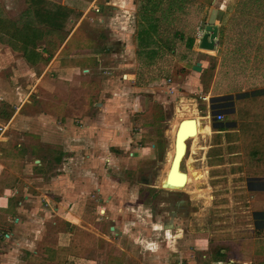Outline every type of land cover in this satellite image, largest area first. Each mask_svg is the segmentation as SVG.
<instances>
[{
    "label": "crops",
    "instance_id": "crops-1",
    "mask_svg": "<svg viewBox=\"0 0 264 264\" xmlns=\"http://www.w3.org/2000/svg\"><path fill=\"white\" fill-rule=\"evenodd\" d=\"M68 1L34 0L27 4V23L18 29L21 32L27 29L44 31L50 36L60 35L64 26L68 28L73 24L69 37L84 23L96 32L105 23L104 19L96 18L93 20L96 24H88L89 7L76 24L72 19L68 24L63 20L61 25L58 20V25H54V19H45L49 12H57ZM130 7L119 8L118 15L121 14V18L126 13L133 15L132 2ZM100 15L94 13L96 17ZM237 16L239 24L225 29L217 26L215 46L211 51L199 48L204 28L194 37L190 50L195 61H188V66L183 64L185 80L172 85L176 91L172 95L165 91L155 92V100L164 103L162 109L170 101H175L176 105L182 102L180 108L187 110L178 109L177 117L184 120L187 115V120H194L193 124H187L189 141L182 138L176 146L171 142L166 151L173 145L177 162L182 163L185 171V161L189 160L187 181L179 185L186 187L192 199H204L205 204L212 199L208 192L217 194L216 207L243 208L248 202L252 204L250 207L257 209L252 212L254 215L264 213V189L250 190L247 185L248 179H264V27L244 24L239 11L235 21ZM121 21L123 23V19ZM97 23L101 26L95 27ZM122 30L117 31L120 33L115 45L126 52L127 58L111 59L114 64H124L129 70L142 58L151 64L144 56L138 58L133 41L120 40L125 36ZM38 38L27 45L32 53L26 57L17 51L20 43L3 45L5 43L0 41V66L6 63L12 72L24 66L26 74L23 77L27 80L24 86H13L10 81L19 82L17 74L0 73V106H4L0 108V124L6 126L0 144L5 149L11 145L7 150L16 145L14 154L3 160L0 150V264H126V259L134 264V260H139L133 255L135 245L145 250L147 244L152 245L149 251L154 252L142 256L145 264H164L160 259L165 255L168 264H182L190 257L188 255L194 254L181 251L183 246H194L195 252L203 250L196 245L211 235L219 237L218 244L224 246L216 252V261L213 259L210 264H264V228L257 227L256 222L253 228L249 225L248 232H241V228L235 231L238 227L234 226L230 233L221 229L212 234L202 227L205 225L195 226L188 216H180L178 211H171L166 217L160 215L153 223L151 218L142 217L137 204L129 210L126 188L118 177L120 167L109 151L104 156L98 152L107 144L117 147L126 141V111L119 110L123 112L114 126L108 125L106 120L111 116L108 101L101 111L105 118L103 123L101 117L96 122H85L82 117L89 112L91 95L98 91L96 86L91 89L90 84L104 78L99 75L98 63L102 64L101 58L109 59L106 58L109 54L103 55L107 45L98 40V34L90 37V31L84 32L80 37L82 41L57 60L66 41L51 47L46 37ZM197 61L201 67L199 72L191 70ZM129 70L124 75L127 90L123 100H127L133 113L145 117L146 97L135 95L132 96L134 101L130 100L131 92L142 89L135 84V72ZM225 97H230L226 104L229 108L224 107V102H215ZM6 110L7 116L2 114ZM217 115H222V121L216 120ZM227 115L231 117L229 120H226ZM183 143L187 148L182 155ZM21 145L22 148L17 149ZM159 146L151 143L132 149L130 156L136 157L141 152L155 156ZM100 156L106 161V168H97ZM13 158H16L14 162ZM247 194H252V198ZM101 214H106L110 220L104 221ZM158 222L166 231L165 236L158 232ZM166 222L168 227H164ZM130 230L134 232L126 234ZM152 235H160L162 239L147 240ZM169 239L172 252L168 256L161 253ZM121 246H124L122 252ZM193 263L194 260L188 262Z\"/></svg>",
    "mask_w": 264,
    "mask_h": 264
},
{
    "label": "rangeland",
    "instance_id": "rangeland-1",
    "mask_svg": "<svg viewBox=\"0 0 264 264\" xmlns=\"http://www.w3.org/2000/svg\"><path fill=\"white\" fill-rule=\"evenodd\" d=\"M33 1L29 2L28 0H0V41H2V43H5L3 45L13 42V45H19V36L23 33V31L21 32L18 28L21 25L25 26V19L27 18V4ZM92 1H95V4L99 7V13L101 15L96 17L94 16V12L91 11L87 15L88 20L86 22H88V24L94 25L96 23H94L93 20H95L96 18L100 19L101 21L102 19H104L105 21L102 27H100V29H97V32L96 30L92 29L91 25L87 28V23H84L83 26L79 28V30H76L68 37L69 31L71 27H73V24H71L70 26H68V28L64 26L62 28L64 30H62V33L60 35L59 33H53L49 36L48 32L44 31H41L39 33L36 31L35 33H30L28 35L29 39L27 45L29 43H35L38 36L41 38L46 37V39H48L47 42L50 43L51 47L57 45L58 43L61 44L63 41H66L64 43V47L60 51L61 53H59L60 55L56 58L57 60L65 57V55L71 52V50L78 42L82 41L83 38L80 39V37L84 32L87 33L88 31H90V37L91 34L93 37L98 34V40H103L102 43L107 45V50L103 53V55L105 56L109 54L108 57H106L109 59L105 60L104 58H101L100 61L102 62V64L98 63L99 75H103L104 78L97 80V83L94 85L90 84L91 89L96 86L98 93H93H97V96L93 97L94 94L91 95L92 98L90 100V107L88 110L89 112L87 111L88 114H79L84 117L83 120L85 122H96L100 117L103 118L102 116L104 115L101 111L104 109V104L108 101L111 116H107L106 120L108 122V125L114 126V122L119 120V117L123 112L119 110L126 111V141H124L122 146L110 147V144H107L106 146L102 147V150L98 149V152H101L103 154H101V156H104V154L109 151L112 154L111 158H113L120 167L118 177L122 178V183L126 188V207L130 210L132 207H134L133 205L137 204L139 206V209L141 210V213L143 214L142 217H145L146 219L151 218V222L153 223H156L158 221V219H154L156 217H160V215L166 217V215H170L171 211H178L180 213V216H188L190 223H194L195 226L201 227L202 225H205L202 227L207 228L208 230H206V232L208 233L210 232L213 234L214 231L221 229L228 230L227 232L230 233L229 230H234V226L238 227V230L235 231H240L239 228H241V232H248L250 230V226L251 228H253L252 225L255 222L252 212L257 210L256 208H253L254 206L250 207L252 204L248 205L249 203L246 202L245 207L243 208L225 209L222 207H216L215 205H218L217 203H219L217 194L208 192L209 195L212 196V199L208 204H205L204 199H192L191 196L187 193L186 187L183 185H179L181 183L184 184L187 181V168L189 165V160L185 161L186 171L184 170V167H182V173H184L185 176L179 177L178 171L181 169L180 167L178 169L176 168L178 164V157L176 156L174 167L170 173L168 181L166 180V176L170 170V166L175 155L174 151L176 150L172 145L171 149H169V151L166 153L169 147L168 145L171 144V142L172 144L174 143L175 146L177 145V143L175 144V136L179 124L182 121H186L188 119V116L184 115V120H180L175 113L176 111H178V109L187 110L186 107L180 108L182 106V102L176 105L175 101H170V103H167L165 108H160L164 103H160L159 101L155 100V92L157 94V92L160 93L161 91H165L169 95H172L176 92L173 90L172 85H175V83H179L178 81L185 80V71L184 69H182V66H188V61L191 62L195 59V57L191 55V50L186 46L187 38H194L200 31H202L204 26L207 24L210 13L213 9L217 10L218 12L215 25L220 26L224 29L227 27L230 28V26H232L231 24L240 23L238 21V16L236 18V21L234 18L237 14V11H239L240 15H242L244 24L250 25L253 28H256L258 26L264 27V0H193L195 3H190L189 7L185 8L181 12H176L177 16H174V18L163 17L160 21L156 18H154V20H150L153 17H143L142 9L144 0H69L66 3V6L58 9L57 12H49V16H45V19H54L52 20L54 25L57 24L58 20L60 21L59 24L63 20L68 24V20L72 19L74 20L73 23L76 24L80 17H82L85 9L89 7L91 3H93ZM130 2H132L134 6L133 15L126 13L125 17L121 18V14L118 15V12L121 13V9L119 8L125 10L123 9V7L126 6V9H128L127 6L130 7ZM38 3L39 2H36V4ZM55 6L56 5H54V7ZM50 14L55 15L53 16ZM3 16L9 19L5 21ZM109 19H111V22ZM122 19L123 23L121 21ZM41 21L44 23L49 22L48 20L44 19H41ZM167 21H173L175 25L170 26V24L166 23ZM98 26H101V24L97 23L95 27ZM118 28H123L124 30H122V33H125L124 38L120 37L122 38L120 40H126V43L133 41V44H135L136 46L138 58L144 56L147 61H151V64L145 63L144 58H142V60L140 59V63H138L134 68L131 67L130 70L129 67H126L124 64L121 66L118 64H114L115 62H113L111 59H114L116 57L127 58L126 52L115 45L117 44L116 36H118V34L120 33L117 32L119 30ZM175 28L179 29L180 31L185 30L187 32L184 35L185 38L183 39V41L177 42L174 51H172L171 53L168 50H164V48L162 47V42L159 49V41L157 38L159 37L158 33L164 38L165 36H168L167 33L169 32H172V34L174 35L173 32H175ZM16 30L20 32L16 33ZM29 31L30 30L27 29L26 31H24V33L27 32L26 34H28ZM30 53H32V50H29V54ZM127 70L135 72V84L140 89H142L131 92V97L135 95L146 97L147 106L145 109V115H143L145 117H142L141 114L133 113L130 110L131 107L126 104L127 100L126 102L123 100V98H126V95L124 94H126L127 90V85L125 84V82H127V78H125L124 75L126 74ZM0 73H8V76H14L16 73V78H18L19 82H16L17 80L10 81L12 82L13 86H15L16 84L24 86L27 83L26 77H23L26 74V69L24 66H20V71L16 72V70L14 69V71L12 72L11 68H9V66L4 63L2 67L0 66ZM130 100L131 102H133L134 97H132ZM168 100H170V98H168ZM37 102L38 100H36L34 104H37ZM88 102L89 100L84 104V106H86ZM73 103H75L74 98ZM2 104H5L3 100ZM78 106H80L79 108H81L82 104ZM2 107L4 106H0V108ZM32 107L34 108L35 106ZM28 110L31 109L29 108ZM10 112L13 113L12 108ZM6 113L7 110L2 112L3 115L5 114V116H7ZM79 118L80 117H78V120ZM230 118V115L226 116V120H229ZM104 121L105 118L101 120V123H103ZM13 135L14 134H12V137L14 138L15 135ZM188 135V125L187 123H183L178 133L177 142L182 138L188 142ZM107 143H110V141H107ZM151 143L160 145L157 155H143L145 152H141L139 154L137 153L136 157L130 156V152L132 151V149H139V147L145 146L147 144L149 145ZM10 146L11 145H8L7 149H9ZM15 147L13 146L12 149L7 150L0 144V150L4 155L2 157V160L12 156L16 151ZM20 147L22 148V145L17 147V149ZM35 148L38 149V146H36ZM101 156L99 158V165L97 167L99 169L106 168V161H103ZM14 160H16V158L11 159L12 162H14ZM179 165L181 166V164ZM247 195L250 199L252 198V194ZM214 198L215 201H212L214 200ZM211 202H213V205H211ZM107 217L108 216L106 214H101V218L104 221L110 220ZM225 221L227 223H225ZM159 223L160 222H158L157 224L159 230L158 232H161V234L163 233V236H165L166 231H163L161 229L163 226H161ZM210 223H212L213 225H211ZM235 223L237 224L235 225ZM129 224L130 223H126V225ZM168 225L169 223L166 222L164 227H168ZM147 227L150 228V226ZM131 232L134 231H127L126 234ZM158 236L159 239L157 238ZM218 238L219 237L217 236L215 237L211 235L209 238L198 242L199 244H197L196 247L203 248V250L197 252L192 249L194 246L184 245L183 250L181 251L186 253L193 252L194 254L188 255L190 257H186L185 262L183 261L182 264H188V262H191L193 260V264H210L213 259L214 261H216V252L219 250V248H223L222 246H224L218 244ZM160 239H162L160 235H152L147 238V240L152 242L159 241ZM140 240L142 239L140 238ZM164 244L165 247L163 248L161 254L167 253L168 256L171 255L170 253L172 252V244L170 239ZM122 247L124 246L119 247V250L121 252L123 249ZM149 247L152 248V245L147 244L146 249L142 250L140 249V246L137 249V245H135L133 255H135L139 260H134V264H142V262L143 264H145L144 260L142 261V256L144 254L152 255V253L154 252L149 251L151 250ZM157 258V260H159V257ZM166 258L168 259V257H166L165 255L160 260H163L164 264H166ZM171 258L175 259L176 257ZM181 260L182 259L180 257V261ZM126 264L131 263L126 259Z\"/></svg>",
    "mask_w": 264,
    "mask_h": 264
},
{
    "label": "trees",
    "instance_id": "trees-1",
    "mask_svg": "<svg viewBox=\"0 0 264 264\" xmlns=\"http://www.w3.org/2000/svg\"><path fill=\"white\" fill-rule=\"evenodd\" d=\"M190 3H195L193 0H144V5L142 9V15L147 16V17H153L150 20H154V18L158 19L159 21L164 17H171L174 18L176 15V12H181L185 8L189 7ZM152 16H151V15ZM145 18V17H144ZM26 20V19H25ZM27 23V21H26ZM30 23V21L28 22ZM167 24H170V26H174L175 24L173 21H167ZM165 25V24H164ZM174 35L172 32L167 33L168 36H165L164 38L160 36L158 33L159 37L158 41V47L160 49L161 47V42H162V47L164 50H168L169 52L174 51L175 45L177 42H182L183 39L185 38V34L187 33L185 30L180 31L179 29L175 28ZM183 30V29H182ZM27 32H23L19 36L20 40V47L17 49V51H20L24 57L29 53V48H27V42H28V35L30 33H35L33 29H30L29 33L26 34ZM37 37V36H35ZM174 39V40H173ZM185 42V41H184ZM193 42L194 38H187L186 46L188 49H191L193 47ZM230 97H225V98H220L216 100L215 102H224V107H226V104L229 103ZM228 107V106H227ZM226 107V108H227ZM229 108V107H228ZM247 185L248 189L254 190H263L264 189V179H248L247 180ZM253 218L256 222V226L259 228H264V213L262 212H256L253 215Z\"/></svg>",
    "mask_w": 264,
    "mask_h": 264
},
{
    "label": "water",
    "instance_id": "water-1",
    "mask_svg": "<svg viewBox=\"0 0 264 264\" xmlns=\"http://www.w3.org/2000/svg\"><path fill=\"white\" fill-rule=\"evenodd\" d=\"M216 17H217V10L213 9L211 11V13H210V16H209V19L207 21V24L204 27V31H203L202 35L200 36V38H199V48L202 49V50L211 51V50L214 49V46H215V41L214 40H215V37L217 35V31H218V28L215 25ZM192 70L196 71V72H199L201 70L200 63L197 62L194 66H192ZM183 123L193 124L194 120L182 121L179 124L178 130H177V133H176V136H175V144L177 143L178 133H179L180 127H181V125ZM182 147H183V152H182V155H183V154L186 153L187 145L183 143ZM176 156H177V153H175V155H174V158H173L171 166H170V170H169V172H168V174L166 176V180L167 181H168L170 173H171V171H172V169L174 167ZM176 168L177 169L179 168V163L177 164ZM180 168H181V170H183L182 169V163H181ZM179 175H180V177H184L185 176V174L181 173V172H179Z\"/></svg>",
    "mask_w": 264,
    "mask_h": 264
},
{
    "label": "built area",
    "instance_id": "built-area-1",
    "mask_svg": "<svg viewBox=\"0 0 264 264\" xmlns=\"http://www.w3.org/2000/svg\"><path fill=\"white\" fill-rule=\"evenodd\" d=\"M88 10L89 11H93L94 13H99V8L95 4V2H93V3L90 4ZM222 119H223L222 115H217L216 116V120L217 121H222ZM5 132H6V126L0 124V140L3 138Z\"/></svg>",
    "mask_w": 264,
    "mask_h": 264
}]
</instances>
